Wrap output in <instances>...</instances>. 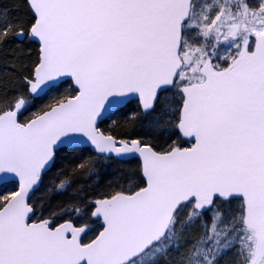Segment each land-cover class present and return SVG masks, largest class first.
I'll use <instances>...</instances> for the list:
<instances>
[{
	"label": "snow or ice",
	"instance_id": "snow-or-ice-1",
	"mask_svg": "<svg viewBox=\"0 0 264 264\" xmlns=\"http://www.w3.org/2000/svg\"><path fill=\"white\" fill-rule=\"evenodd\" d=\"M0 6V264H264V0Z\"/></svg>",
	"mask_w": 264,
	"mask_h": 264
},
{
	"label": "trees",
	"instance_id": "trees-1",
	"mask_svg": "<svg viewBox=\"0 0 264 264\" xmlns=\"http://www.w3.org/2000/svg\"><path fill=\"white\" fill-rule=\"evenodd\" d=\"M17 2V0H0V6H7L13 10V14L15 13V9L13 5Z\"/></svg>",
	"mask_w": 264,
	"mask_h": 264
}]
</instances>
